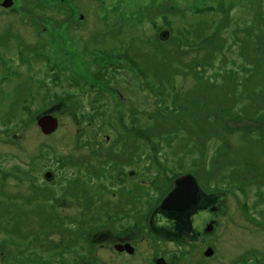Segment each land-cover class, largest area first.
<instances>
[{"label": "rangeland", "instance_id": "1", "mask_svg": "<svg viewBox=\"0 0 264 264\" xmlns=\"http://www.w3.org/2000/svg\"><path fill=\"white\" fill-rule=\"evenodd\" d=\"M39 1L15 0L21 5L16 7L14 0L8 6L2 5L4 0H0V264H57L53 259L54 252L49 248L64 236L66 242H70L69 229H74L73 235L78 236L81 220L82 226L93 225L92 214H76L78 186L57 180L55 185H35L32 188L30 176L22 172L32 161L31 165L36 168L35 172L39 177L37 182L40 184L42 169L46 170L50 166L44 163L52 160L53 152L56 156L60 153H67V157L76 156L79 152L76 146L80 125L73 116L78 117L80 110L91 109L83 106L90 103L86 102L88 99H99L98 102L107 104L105 107L111 118L108 126L102 129L101 116L99 120L96 115L97 118L90 123L92 118L83 112L86 125L92 124L88 126L89 129L93 132L97 130L96 142L99 143V148L109 144L107 135L111 139L112 144L108 147L111 150L116 145L121 150L128 148L130 151L144 142L148 154V180L154 179L157 174L159 178L167 180L166 177H171L179 165L187 167V163L193 161L209 171L208 182L210 187L212 185V190L227 191V195H217L216 201L212 200L217 202L220 211L213 213L212 217L216 216L217 223L208 234L210 238L206 243H217L216 249L213 248L215 252L208 258H200L197 253L201 246H196L195 254L190 256L193 264H264V112H260L264 98L261 101L259 97V102L251 99L248 102L249 98H243L242 103L233 108L235 110L230 107H226V111L223 107L220 110V105L232 106L228 98H224V89L227 88L225 84L228 81L222 86H212L211 81L201 77L210 74L218 77L222 83L221 75L228 73L227 70L231 67L240 72L239 66L244 67L248 57L235 50L224 54L226 63L222 60L223 55L216 54L210 64L211 58L205 59V55L210 57L212 51H206V46L197 43L196 51H193L182 44L185 52L190 50L186 53L189 57H186L177 45L187 37L193 41L205 37L207 46V40L214 46L221 38L231 41L237 26L242 27L256 20L260 25H253L240 35L245 39L251 38L259 54L260 49L264 48V0H211V14H208L211 16L210 27L200 20L208 18V15L195 16V21L188 20L198 6L202 5V0H190L188 4L191 8L188 10L182 8L188 6L185 0H175L176 4H170L171 1L166 0L165 3L174 5L179 10L169 11L170 5L164 4L161 11L164 16L155 21L157 25L148 22L145 28L139 24L138 19L125 21L120 12L108 8L110 0H105L104 3L101 0H73L70 4L78 7L74 10L86 16L82 20L81 30L87 38L85 42L79 40L78 44L81 52H84L87 45L95 48L101 58L113 55L109 49L118 37L114 26L117 20H121L125 24L124 35H129L128 38L131 39L128 40L129 48L145 71L134 70L140 65L134 59H125L121 63L118 57L114 59L115 63L129 66L128 72L117 71L111 77L113 80L108 78L109 83L104 76L96 75V80L92 81L95 84L102 83V87L89 84L85 79L78 80V77L83 78L80 75L83 70L79 74L76 67L71 68L76 69L78 76L66 71L68 74L61 73V79L57 82L53 78L54 73L45 75L35 70V67L42 64L34 57V51L27 48L35 39L40 41L38 24L34 18L37 13L42 12L57 14L48 7L35 5L40 4ZM41 1L52 5V1ZM259 3L261 7L257 6ZM124 5L123 1L122 6ZM25 7L28 10H24ZM229 15L232 16L233 25L226 28ZM159 25H163V28H169L166 26L169 25L173 29L172 40L164 45L144 36L145 29L148 34H152L158 30ZM214 29L218 32L213 33ZM243 47L244 45H239V48ZM236 48L237 46L234 47ZM85 61L89 62L90 59ZM107 61L108 58L100 59V65L107 64ZM213 63L223 71L212 67ZM95 64L97 63L94 62L93 66ZM50 66L59 65L52 61ZM106 68L107 65H104L103 69ZM217 72L220 74H212ZM239 76L240 85H243L242 75ZM256 76H259L260 88L264 86V72L259 70L258 75L251 72L250 81L247 82L249 90L253 87L251 83H254ZM93 77L91 74L90 78ZM199 84L209 87L205 104H199L198 97L186 101L188 91L194 90ZM45 95L52 103L60 102L61 99L65 101L64 105L57 108L59 110L56 109V116L61 117V128L51 135L41 131L36 118L33 121L34 115L51 107L38 103V99ZM116 100L120 103H115ZM180 100H185L184 105ZM122 104L124 110L120 112ZM173 107L181 111L188 108L189 115L175 111L173 113ZM214 109L217 112L208 115ZM239 111L254 113V118H239L235 113ZM207 115L211 116L210 119ZM177 117L181 124L187 125L185 123L189 122L190 135L182 125V128L175 125ZM249 148L253 151L248 152ZM33 154L34 160L31 159ZM117 155L119 154L114 153V158ZM227 158L233 161L231 166L244 163L248 165H245V169H236L230 177L224 168L225 164L229 166ZM17 167L20 170H15ZM202 167L192 166L201 184L204 176ZM123 168L127 169L125 166ZM11 170L13 173L5 179L4 172ZM62 170L63 181L68 177L77 178V171L73 166L66 165ZM254 175L259 179L258 182L254 180ZM96 179L95 177L94 180ZM32 181L36 180L33 178ZM61 189L69 195L60 196ZM79 205L85 209L83 203ZM247 214H257L258 218L252 219ZM198 215V221L195 220L196 228L207 218L205 212ZM216 237L218 240L214 242Z\"/></svg>", "mask_w": 264, "mask_h": 264}, {"label": "flooded vegetation", "instance_id": "2", "mask_svg": "<svg viewBox=\"0 0 264 264\" xmlns=\"http://www.w3.org/2000/svg\"><path fill=\"white\" fill-rule=\"evenodd\" d=\"M49 1H52V5H47L41 0L39 1L40 4L35 5L48 7L50 10L56 11L57 14L48 12L37 13L34 21L38 24L37 32H40L38 35L40 41L35 39L31 42L30 47H27L34 51V57L42 64L35 67L38 73H44L45 75L54 73L53 78L57 82L61 79V73L65 72V74H68L66 71H69V74L78 76L75 70L77 69L79 74L83 70L80 74L83 78L78 77V80L85 79L89 84L94 86L101 85L102 87V83L97 82L95 84L92 81V79L96 80V75L104 76L109 83L110 80L108 78L110 77L113 80L111 77H114L117 71L120 73L128 72L127 68L129 66L116 64L114 59L119 57L121 63L125 59H134L135 63L137 61L140 64L129 48L128 40L131 39L128 37L130 36L124 35V21H116L114 27L118 31V37L109 49L113 55L102 57L108 58L109 61H107V64L100 65V59L102 58L98 55V51H95V48H89L85 45L84 52H81L78 45L79 40L85 42L87 38L81 30L82 20L86 19L85 14H81L82 12L77 13L74 10V8L78 7H73V4H70L73 0ZM101 1L102 3L105 2V0ZM123 1L125 2L124 7L122 6ZM165 1L110 0L107 6L113 11L120 12L125 21L138 19L139 24L145 28L148 22L157 25L155 21L164 16L161 11L163 5L167 4ZM169 1H171L170 4H176L175 0ZM184 2L188 4L190 0H185ZM201 2L202 5L197 8L201 13L196 10L190 15L188 20L195 21V16L211 14V0H202ZM1 4L4 5L3 2ZM13 4L16 7H21L15 0ZM182 8L188 10L191 5L188 4L187 7ZM176 9L174 5L169 7V11H175ZM24 10L28 9L25 7ZM210 17L208 15V18L201 19L199 16L204 25L209 27ZM166 26L169 28H163V25H159L158 30L152 34H148L145 29L144 36L164 45L170 42L173 36L172 27ZM163 31H169L167 39L162 38V36H165L162 33ZM199 40V38L195 41L189 40V37L180 40L177 44L179 51L189 57L186 53H189L190 50L185 52L182 44L187 45L188 49L196 51V44ZM163 50L164 47H162ZM86 59H90V61H85ZM52 61L59 66H50ZM94 62L98 65L95 64L93 66ZM104 65H107L106 70L103 69ZM71 67H76V69ZM47 69L49 70L47 71ZM137 69L144 71L141 64L136 66L134 70ZM91 74L94 75L93 78H90ZM48 83L51 82L48 81ZM40 91L42 90L40 89ZM38 100L41 102L37 101L40 105L51 107L41 111L38 115H34L33 121L36 118V122L43 132L38 120L49 114L56 117L58 120L56 130L51 133L43 132L46 135H51L61 128V117L56 116V109L64 105L65 101L63 102L61 99L59 100L60 102H53V104L47 98V95ZM98 100L88 99L86 102L90 101V103L83 106H89L91 109L88 111L80 110L78 117L73 116L80 125L77 130L76 146L79 152L76 156L67 157V153H60V156H56L55 152H53L52 160L44 163V165L48 163L50 165L49 168H46V170L42 169L43 178L40 181L43 184H38L37 182L39 177L35 172L36 168L31 165L32 161L27 164V169H22L25 175L30 176V186L32 188L35 185L41 187L43 185H55L57 180L78 186L79 195L75 194L77 203L76 214L93 215L92 226H82L81 220V231L78 236L73 235L74 229H69L70 242H66V237L64 236L53 247L49 248V250L54 252L53 259L56 260L57 264H193L190 256L195 254L194 248L196 246H201L200 252L197 253L200 258L212 256L215 252L213 248L216 249L217 243L212 245L206 243V241L210 238L208 234L214 230L217 223L216 216L212 217L213 213L220 211L218 204H216L217 202H215V197H218L217 195H227V191L223 189H219L218 192L217 190H212V185L210 187L208 182L209 171L193 161L187 163V167L186 165H179V168L171 177H166L167 180L159 178L158 174L154 179L148 180L146 174L148 154L147 149L143 145L144 142L139 143L141 146H134L130 151L128 148L121 150L120 146L116 147V145L111 150V148H108L112 144L110 142L111 139L107 135L108 146L99 148V143L96 142L97 130L93 132L89 129L88 126L92 124L86 125L83 114L84 112L92 118L90 123L94 122L97 116L100 120L101 116L103 118L101 128L108 126L111 118L109 117V110L105 107L107 104L98 102ZM115 103L120 102L116 100ZM117 107H115V110H117ZM121 108L123 109L120 112L124 110L123 104ZM92 114L94 115L92 116ZM13 136L15 137L16 135ZM114 153L119 155L114 158ZM31 159H35V154L32 155ZM66 165H71L75 168L77 178L68 177L64 181L61 179V171ZM131 165L133 166L131 167ZM193 165H195V168L197 166L204 168L203 184L195 176L192 170ZM124 166L127 169H124ZM19 168L17 167L15 170H20ZM10 173H13V170L4 172L5 179L8 178ZM188 173L196 177L199 185L194 202L183 208L178 206L181 209L162 206L163 200L174 190L176 179ZM95 177L97 178L96 180H94ZM33 178L36 181H32ZM109 179L110 181H107ZM150 181L151 184H149ZM61 191H63L62 194ZM63 195L67 197L69 193L61 189L60 196ZM212 200L215 201L212 202ZM82 203L85 209H82L83 207L79 205ZM201 212L207 213V218L196 228V221L199 218L198 214ZM63 214L71 213L64 212ZM196 215H198L197 218ZM247 215L252 219L257 217V214ZM216 240H218L217 237L214 242ZM208 248L213 249L211 255H206ZM191 261L192 263H190Z\"/></svg>", "mask_w": 264, "mask_h": 264}, {"label": "trees", "instance_id": "3", "mask_svg": "<svg viewBox=\"0 0 264 264\" xmlns=\"http://www.w3.org/2000/svg\"><path fill=\"white\" fill-rule=\"evenodd\" d=\"M259 4H257V6L261 7V3H259ZM257 16H258V13H257ZM223 19H224V17H223ZM258 24L259 23L256 20H252L249 24H245V26H242V27L237 26V29H235L236 34L234 35V39L233 40L228 41V38H227V40L225 38H221V39H219L215 43L216 44L215 46H214V44L211 45V43L209 42V40H207V42H208V47H207V45H206L207 43L204 41L205 40V37L204 38H201L199 40V42H197L198 45H200V46L201 45L206 46L207 47L206 51H208V52L212 51L209 54L210 57H208L207 55H205V59L206 58H208V59L211 58L210 59V62H209L210 64L212 63V60H214V58H216L215 57L216 54H220V56L223 55L222 60H224V62L226 63V61H225V55L224 54L226 52H233L235 50L239 54H241L242 56H245L246 58L248 57L247 58V62L246 63L244 62V64L245 65H249L250 64L251 67L250 66H245V65H244V67L239 66L240 72H238L234 67H231L230 70H227V71H229L228 73L221 75V77H222L221 80H223L222 83L218 80V77H212L210 74H208L207 76L201 75V77L203 79H205L207 81H211L212 82L211 83L212 86H222L223 83H225V82L228 81V84H225L227 88L224 89V93H225L224 98H228V100L230 101L229 104H231L233 107L232 106H229V105H220L218 107L220 110H222V107H223V110L224 111H226V107L227 108L230 107L231 110L233 108H236V106L239 103H242V99L243 98H249L248 102H250V99H251V101H258L259 97H261L260 100L262 101V99L264 98V86H261V88H260V86H259V81H260L259 76H256V79H255L254 83H251V86H253L251 88V90H249V86L247 84V82L250 81L251 72L254 75H258L259 70H261L262 72H264V61H263L264 60V48L263 49H260L259 54H257V48H254V44L252 43L251 38L245 39V38L241 37V35H240L243 30L252 28L251 26L258 25ZM231 25H233L232 24V16L229 15V19L227 21L226 28L229 27V26H231ZM215 31L218 32V30H215L214 29L213 30V33ZM209 44H210V46H209ZM232 44H234V47L237 46V48L234 49V47H232ZM239 45H244V47L243 48H239ZM252 47H253V49H252ZM213 66H215V68H218L220 71H223L218 66H216L214 63L212 64V67ZM206 68H208V67H206ZM246 68H249V70H246ZM243 71H245V72L243 73ZM194 72L196 73L197 70H194ZM212 74H220V73L217 72V73H212ZM239 75H242L241 77H242L243 82H244L243 85H240V81H239L240 76ZM215 79H216V81H215ZM149 86L152 87L150 84H149ZM210 88L212 90H215V88H213V87H210ZM208 89H209V87H207L205 85H200L199 84L194 90H189L188 91V95L185 98V100L186 101H190L189 98H196V97H198V100L197 101H199V104L200 103L205 104V98H207L209 96ZM164 99H167V98H164ZM185 100L184 101L183 100H180L179 102L183 103V102H185ZM227 103H225V104H227ZM183 105H184V103H183ZM216 109H217V107H216ZM216 109H214L213 111H211L208 115L215 114L217 112ZM233 110H235V109H233ZM174 111L177 112V113H181L183 115H186V116L189 115L188 108L184 109L183 111H181L180 109L177 110L176 108H174V109H172V112L174 113ZM260 112H264V105H261L260 106ZM235 113H236V115L239 118H242V116H243L245 118L252 119V118H254V115H255L254 113H251V112H248V111L245 112V113H243L242 111L235 112ZM210 117L211 116H208L209 119H210ZM180 121H179V118L177 117V119H175V125L178 128H182L183 127L184 129L187 130L188 134L190 135L191 132L189 131V128H190V125L188 124L189 122L187 121L185 123L187 125H184V124H181ZM220 122H221V119H220ZM181 125H182V127H181ZM153 126L155 127L154 124H153ZM160 133H161V131H160ZM250 150H252V149H250V148L247 149L248 152ZM227 160H228L227 163L229 164V166H227L225 164L224 168H225V170H227V172H228V174H229L230 177L233 175V173H234V171L236 169H245V165L246 166L248 165V163H244L243 165L237 164V165H232L231 166V164H232L231 162H233V161L230 158L229 159L227 158ZM252 177H253V175H252ZM254 180L256 182L259 181V179L257 178V176L255 178V175H254ZM254 180H252L253 183H254ZM261 182H263V179H261Z\"/></svg>", "mask_w": 264, "mask_h": 264}, {"label": "water", "instance_id": "4", "mask_svg": "<svg viewBox=\"0 0 264 264\" xmlns=\"http://www.w3.org/2000/svg\"><path fill=\"white\" fill-rule=\"evenodd\" d=\"M12 3L13 0H4L3 2L5 6L11 5ZM162 33L165 35L162 38L167 39L169 31H163ZM38 121L45 133H51L58 127L57 118L51 114L40 118ZM175 185L174 190L163 200L162 206L167 208H179L181 206L183 208L191 205L195 200L196 192L199 188L196 177L191 173L182 175L176 179ZM212 253L213 249L208 248L206 255H211Z\"/></svg>", "mask_w": 264, "mask_h": 264}]
</instances>
